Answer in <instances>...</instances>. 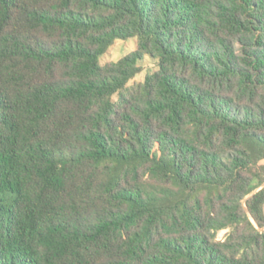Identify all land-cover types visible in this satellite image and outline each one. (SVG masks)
Instances as JSON below:
<instances>
[{"label": "trees", "instance_id": "16d2710c", "mask_svg": "<svg viewBox=\"0 0 264 264\" xmlns=\"http://www.w3.org/2000/svg\"><path fill=\"white\" fill-rule=\"evenodd\" d=\"M263 184L264 0H0V264H264Z\"/></svg>", "mask_w": 264, "mask_h": 264}, {"label": "rangeland", "instance_id": "374dc122", "mask_svg": "<svg viewBox=\"0 0 264 264\" xmlns=\"http://www.w3.org/2000/svg\"><path fill=\"white\" fill-rule=\"evenodd\" d=\"M136 46V38H129L126 40L118 39L106 53L100 56V63L105 64L109 61H118L122 57L132 53L136 49ZM156 61L157 60L150 55H146L141 61L144 67L142 72H140L131 83L144 81L147 74L154 72L158 68ZM223 234L224 232L220 234V237H222Z\"/></svg>", "mask_w": 264, "mask_h": 264}, {"label": "water", "instance_id": "95a60500", "mask_svg": "<svg viewBox=\"0 0 264 264\" xmlns=\"http://www.w3.org/2000/svg\"><path fill=\"white\" fill-rule=\"evenodd\" d=\"M263 187H264V184H263L261 187H259L257 190H255V191L253 192V194L256 193L257 191H259L260 189H262Z\"/></svg>", "mask_w": 264, "mask_h": 264}]
</instances>
